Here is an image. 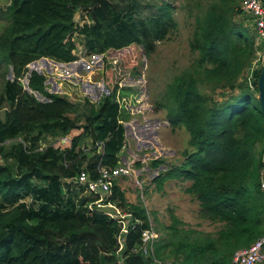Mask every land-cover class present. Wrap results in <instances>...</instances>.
<instances>
[{
  "label": "trees",
  "instance_id": "16d2710c",
  "mask_svg": "<svg viewBox=\"0 0 264 264\" xmlns=\"http://www.w3.org/2000/svg\"><path fill=\"white\" fill-rule=\"evenodd\" d=\"M240 3L188 0L186 14L193 19L188 46L194 57L152 101L155 111H165L172 130L188 134L179 162L150 160L154 169L164 166L153 179L156 188L169 179L188 181L183 191L198 202V217L219 226L204 231L170 213L152 255L144 256L132 251L149 227L143 205H129L133 222L119 252L115 238L121 225L103 205L123 200V190L113 183L100 197L86 194L74 181L81 171L96 177L99 164L115 166L125 147L121 121L131 114L117 97L135 90L119 86L120 66L125 52L134 58L135 45L148 47L135 34L132 14L109 19L119 8L110 0L9 1L0 31V264H234V253L264 234V116L257 96L262 66L251 71V80L239 79L256 53L255 37L236 18L243 14ZM80 8L93 20L81 32L96 43L92 51L102 54L107 90L97 103L82 104L87 113L82 124L71 116L74 104L67 97L47 90L44 74L32 70L28 87L45 101L20 81L31 61L77 59L74 16ZM155 10L149 21L153 38L160 40L175 27V7L163 0ZM224 89L229 92L218 99L214 94ZM73 130L79 132L68 147L46 141L48 135ZM18 138L30 145L25 140L6 144ZM83 140L91 147H81Z\"/></svg>",
  "mask_w": 264,
  "mask_h": 264
},
{
  "label": "rangeland",
  "instance_id": "374dc122",
  "mask_svg": "<svg viewBox=\"0 0 264 264\" xmlns=\"http://www.w3.org/2000/svg\"><path fill=\"white\" fill-rule=\"evenodd\" d=\"M10 0H0V31L7 22L5 8ZM163 0H110L113 4L117 2L119 8H113L112 15L120 16L121 13L132 14L135 20V34L141 35L142 43L135 45L133 55L125 52L126 60L120 66L122 79L119 82L121 87H132L134 91L124 94L119 100V105L131 114L128 121H121L125 135V147L120 153L121 162L131 164L134 169L132 176H120L112 183H116L124 192L123 200H117L111 205H103L108 215L117 218L121 227L127 225V214L131 215L130 204L143 205L147 212L148 223L155 229L162 231V226L170 223V213L176 214L185 221L188 226L204 231L214 232L218 224L209 223L198 217V202L196 199L183 191L189 184L186 180L169 179L161 190H158L153 182L159 171L164 169L161 165L154 169L150 167V160L153 158H164L168 162L177 163L180 161L182 152L188 149V134L183 128L172 130L165 117L164 110L155 111L152 106L156 95L161 93L171 77L187 66L194 57L190 52L188 41L193 29V19L186 14L188 0H166L174 7L173 13L175 27L160 40L153 38L152 23L149 18L155 16L156 5ZM186 5V6H185ZM193 6V3L190 4ZM87 11L80 8L74 16L75 26L74 40L77 45L78 58L72 63L58 64L51 59H38L35 63L27 66V70L33 67L45 75V84L48 91L64 95L74 104L71 116L77 123L86 121V111L83 103H97L102 94L106 93L105 78L103 77L104 61H101L102 54L92 51L91 45L95 43L89 40L81 31L85 23L92 24L93 20L87 17ZM247 25L251 34L258 42L257 49L264 52V37L258 34L252 17L243 11L241 16H236ZM142 41V42H143ZM96 45V43H95ZM146 51H145V49ZM254 59L239 76V79H252L251 71L258 68ZM264 63V61H263ZM6 78L12 79L11 71L7 70ZM28 78L27 71L20 80L23 87ZM218 91V90H217ZM228 89L216 92L214 95L221 99ZM37 99L45 101L42 95ZM258 96V95H257ZM3 116V111H0ZM73 130L67 136H46L48 143L55 146L68 147L71 135L77 134ZM157 137H153L155 135ZM23 138L7 141L6 144L18 143ZM160 140V141H159ZM162 141V142H161ZM25 142L30 145L29 140ZM39 147L43 148L41 144ZM81 147L90 148V141L83 140ZM127 161V162H126ZM139 162V165H135ZM264 189V188H263ZM30 197L26 201H30ZM124 228H119L116 235V250H123Z\"/></svg>",
  "mask_w": 264,
  "mask_h": 264
},
{
  "label": "built area",
  "instance_id": "2783aa9c",
  "mask_svg": "<svg viewBox=\"0 0 264 264\" xmlns=\"http://www.w3.org/2000/svg\"><path fill=\"white\" fill-rule=\"evenodd\" d=\"M240 7L245 13L249 14L252 17L255 27L257 28L258 34L264 37V5L262 4L261 0H241ZM101 61H103L102 58ZM72 62L70 61L67 63H72ZM55 63L66 64V62H58L56 60ZM29 65L30 64L28 63L27 66ZM29 92H32L34 95L35 93H37V92L34 93V91L32 90H30ZM122 98L124 97H117L118 103L119 100ZM39 149H41V147H39ZM133 173H134V169L131 164L124 163L119 160L118 163L113 167H106L99 164L97 167L96 177H90L88 172L81 171L78 174V177L74 181L85 188L84 192L86 194L94 195L95 193L98 194L100 197H103L108 195V192L110 191L111 186L113 184L112 181H114L120 176H132ZM261 187L264 188V182H261ZM101 200L102 199L96 201L98 206H100L99 201ZM127 218H128V220H126L127 225L121 227L124 228L123 229L124 235L127 233L129 224L133 222L131 221L129 214H127ZM135 221L137 222L138 220ZM158 237H159V232L153 226H151V224H149V227L143 229L141 232V236H140L141 242L135 248H133L132 251L139 252L144 256L152 255L153 245L157 241ZM122 240L124 241V238ZM233 262L234 264L263 263L264 234L258 237L248 247L236 251L234 253Z\"/></svg>",
  "mask_w": 264,
  "mask_h": 264
},
{
  "label": "water",
  "instance_id": "95a60500",
  "mask_svg": "<svg viewBox=\"0 0 264 264\" xmlns=\"http://www.w3.org/2000/svg\"><path fill=\"white\" fill-rule=\"evenodd\" d=\"M45 58L46 57H42L40 59H45ZM51 60H53V59H51ZM36 61L37 60L31 61L29 64H33ZM53 61H55V60H53ZM32 70H33V67H30L28 69V71H27L28 76H29V74L31 73ZM38 72L41 73V71H38ZM45 82H46V80H45ZM257 83H258V100H259L260 107H261V110H262V113H263V116H264V63L262 64L261 70L259 72ZM24 88L26 90L30 91V88L28 87V79L27 78H26V84H25Z\"/></svg>",
  "mask_w": 264,
  "mask_h": 264
},
{
  "label": "crops",
  "instance_id": "0c3cea01",
  "mask_svg": "<svg viewBox=\"0 0 264 264\" xmlns=\"http://www.w3.org/2000/svg\"><path fill=\"white\" fill-rule=\"evenodd\" d=\"M255 44H258V42L256 41V37H255ZM263 61H264V52L261 53L260 52V48L259 50L257 49V45H256V53H255V56H254V64H257L258 67H261L262 64H263ZM153 137H157L156 134L153 135ZM160 141V140H159ZM162 142V141H161ZM127 162V161H126ZM263 164H264V157H263ZM261 182H264V166H263V169L261 171ZM260 264H264L263 263H260Z\"/></svg>",
  "mask_w": 264,
  "mask_h": 264
}]
</instances>
